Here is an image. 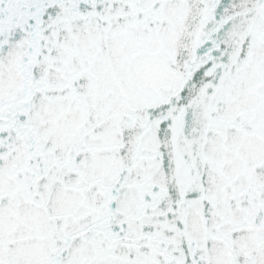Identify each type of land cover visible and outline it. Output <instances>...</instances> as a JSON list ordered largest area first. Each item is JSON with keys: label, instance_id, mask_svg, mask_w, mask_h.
<instances>
[{"label": "snow or ice", "instance_id": "6c2138e0", "mask_svg": "<svg viewBox=\"0 0 264 264\" xmlns=\"http://www.w3.org/2000/svg\"><path fill=\"white\" fill-rule=\"evenodd\" d=\"M0 264H264V0H0Z\"/></svg>", "mask_w": 264, "mask_h": 264}]
</instances>
